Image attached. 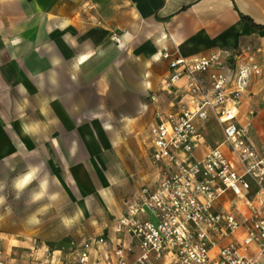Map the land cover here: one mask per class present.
Listing matches in <instances>:
<instances>
[{
  "label": "crops",
  "instance_id": "1",
  "mask_svg": "<svg viewBox=\"0 0 264 264\" xmlns=\"http://www.w3.org/2000/svg\"><path fill=\"white\" fill-rule=\"evenodd\" d=\"M240 12L264 24V0H0V60L11 87L28 108L29 120L36 122L38 136L85 138L83 145L70 141L45 148L73 158L80 150L98 152L91 140L110 127L126 128L153 113L157 118L158 112L176 111L186 101L182 92L163 85L170 72L164 52L195 58L228 49L240 64L252 54L261 72L251 77L237 120L253 143L264 145V27L253 26ZM113 32L121 42L111 39ZM202 78L208 85L209 72ZM200 129L205 143L197 147L193 160L224 139L212 113ZM76 168L84 182L91 183L85 160ZM154 168L148 177L153 182ZM234 198L238 199L229 192L216 208L231 207ZM237 202L240 213H250L244 199ZM41 225L38 236L46 229ZM108 231L117 238L116 232ZM64 243L55 251L67 250ZM98 258L94 254L88 264H98ZM37 259L23 258L22 264H64L69 258Z\"/></svg>",
  "mask_w": 264,
  "mask_h": 264
},
{
  "label": "built area",
  "instance_id": "2",
  "mask_svg": "<svg viewBox=\"0 0 264 264\" xmlns=\"http://www.w3.org/2000/svg\"><path fill=\"white\" fill-rule=\"evenodd\" d=\"M111 39L122 41L115 32ZM163 57L170 59L163 85L182 92L186 101L176 111L157 113L151 153L156 179L125 200L116 239L72 240L71 262L88 264L97 253L98 264H264V145L253 143L237 120L243 93L261 66L252 54L237 63L228 49L195 58L168 52ZM211 113L224 139L193 160L205 143L200 127ZM229 192L247 202L249 214L240 213L235 198L231 207L216 208Z\"/></svg>",
  "mask_w": 264,
  "mask_h": 264
},
{
  "label": "rangeland",
  "instance_id": "3",
  "mask_svg": "<svg viewBox=\"0 0 264 264\" xmlns=\"http://www.w3.org/2000/svg\"><path fill=\"white\" fill-rule=\"evenodd\" d=\"M1 63L0 60V196L6 200L0 204V262L22 264L27 257L37 262L38 256H68V263H63L73 264L69 262L72 254L68 249L55 250L63 242L68 248L72 240L82 244L89 237L109 235L110 229L114 232L112 226L125 209L124 201L149 182L155 169L151 159L152 127L158 119L153 113L144 115L142 122H130L126 128L110 127L92 138L91 145L99 149L92 154L80 150L72 158L67 152L45 151L70 141L83 145L85 138L38 136L33 127L36 122L29 120L28 108L23 106L19 91L11 87ZM83 160L89 184L76 168ZM29 165L39 168V180H47L46 194L37 202H32L31 194L39 190L38 181L28 185L19 199L13 186ZM63 217L72 220L70 226ZM39 224L46 228L40 236ZM23 239L28 242L23 243Z\"/></svg>",
  "mask_w": 264,
  "mask_h": 264
},
{
  "label": "clouds",
  "instance_id": "4",
  "mask_svg": "<svg viewBox=\"0 0 264 264\" xmlns=\"http://www.w3.org/2000/svg\"><path fill=\"white\" fill-rule=\"evenodd\" d=\"M27 171L24 172L22 175L18 176L13 181V186L16 190V198H20V194L23 192V190L28 187L33 181H38V191H33L31 194V200L32 202H37L44 198L46 191H47V180H39L38 173L39 168L32 167L31 165L27 166ZM3 189V185H0V190ZM6 200L5 196H0V204H3ZM62 220L66 223V225L70 226L72 223V220L63 217Z\"/></svg>",
  "mask_w": 264,
  "mask_h": 264
},
{
  "label": "trees",
  "instance_id": "5",
  "mask_svg": "<svg viewBox=\"0 0 264 264\" xmlns=\"http://www.w3.org/2000/svg\"><path fill=\"white\" fill-rule=\"evenodd\" d=\"M241 16L248 20L253 26H256V27H259V28H263L264 27V24H257L253 18H251L250 16L246 15V14H243L242 12H240Z\"/></svg>",
  "mask_w": 264,
  "mask_h": 264
}]
</instances>
